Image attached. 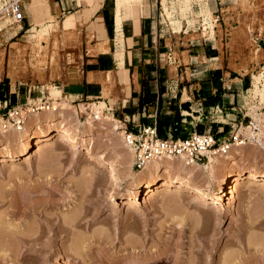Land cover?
Returning <instances> with one entry per match:
<instances>
[{
  "label": "rangeland",
  "instance_id": "374dc122",
  "mask_svg": "<svg viewBox=\"0 0 264 264\" xmlns=\"http://www.w3.org/2000/svg\"><path fill=\"white\" fill-rule=\"evenodd\" d=\"M10 1L13 0H0V19L8 28L18 30L20 24L5 10ZM189 5L190 0H186V6ZM190 12L193 22L188 24L193 32L186 36V40L201 39L205 35L207 38L218 36L220 48L225 47L228 51L232 70L248 75L249 82L251 75L253 82L254 76H262L261 71L255 73L253 67L264 63V50L255 48L253 36L256 32H264V0H234L223 11V21L230 27L229 36L225 34L223 22L217 26V32L198 31L201 17L204 22L217 18L209 12H202L200 18L197 11L190 9ZM183 18L187 19L184 15ZM47 25H39L37 30L38 33L42 29L45 37L41 46L35 45L37 38L31 44H23V39L18 41L30 49L25 57L27 63L20 61L26 69L21 67L24 73L17 88L21 87L22 95L31 89V101L41 99L48 92L60 99L59 111L47 117L40 115L34 127L42 125L47 128L45 121L55 114L56 127L87 130L86 119L78 116L76 108L67 110L69 106L63 103L66 100L64 88L57 86L70 68H78L80 42L76 34H63L52 23ZM2 27L0 24V31ZM6 29L0 32V36ZM34 46L37 51L40 47L47 49L48 66L45 70L41 66L34 68L32 64ZM11 48V45L0 44V62L2 58L4 60L0 82L3 81L6 87L10 86L7 71ZM262 79L263 76L253 83V87L249 85V91L243 94L248 116L240 131L247 138V144L229 153L242 158L236 166L237 171L264 172ZM107 82L106 85L102 83L103 97L114 99L113 84ZM44 86H48L49 91L41 88ZM92 109L94 114L99 111L100 117L105 118L93 130L94 149L107 155L109 160L121 161L130 174L138 172L134 167V155L123 156L128 148L124 132L120 130L122 126L103 116L105 111L109 113L104 103ZM89 118L93 119V115ZM68 143L51 137L45 142L35 141L30 153L15 161L4 163L0 157V264H148L149 259L161 255L165 249L167 253L163 258L167 264H264V184L231 179L225 192L214 198L167 191L160 183L151 191H133L128 183L115 182L104 167L86 156L82 145ZM44 150L53 155L48 151L50 157L41 162ZM206 163L209 161L194 164L196 168L192 171L196 180L205 183L218 172L217 168H205ZM216 166L226 173L223 163ZM170 174L175 175L174 172ZM45 217L55 220L56 225L67 221L65 223L69 227L72 224V228L65 224L69 231L53 236ZM123 225H127V229Z\"/></svg>",
  "mask_w": 264,
  "mask_h": 264
},
{
  "label": "crops",
  "instance_id": "0c3cea01",
  "mask_svg": "<svg viewBox=\"0 0 264 264\" xmlns=\"http://www.w3.org/2000/svg\"><path fill=\"white\" fill-rule=\"evenodd\" d=\"M37 1L21 0L25 17L21 29L8 28L0 19V32L8 28L0 44L12 47L22 39L31 44L40 23L76 34L79 66L57 83L64 88L67 110L88 101L98 107L104 103L109 113L103 116L131 130L157 127L161 136L170 128L179 136L186 130L202 133L211 128L224 139L233 129H242L248 116L243 104V94L250 89L248 75L230 68L228 51L220 48L218 36L185 39L193 32L190 9L199 18L205 10L220 17L234 0H190L189 6L186 0ZM95 74H113L114 99L103 97L102 83L90 81ZM17 87L0 82L1 106L5 101L14 105L28 100Z\"/></svg>",
  "mask_w": 264,
  "mask_h": 264
},
{
  "label": "bare ground",
  "instance_id": "6f19581e",
  "mask_svg": "<svg viewBox=\"0 0 264 264\" xmlns=\"http://www.w3.org/2000/svg\"><path fill=\"white\" fill-rule=\"evenodd\" d=\"M39 1H37V2H39ZM37 8H38V6H37ZM205 11L208 12L207 10H205ZM168 15L171 16V13H168ZM118 23H119V21H118ZM17 24L21 25V23H17ZM20 25L18 26V27H20L19 29L22 28V25L21 26ZM39 25H41V23ZM41 30L38 33H36L37 42L35 43V45H40L41 40L43 38H45ZM245 35H247V34L244 33V36ZM68 36H67V38H68ZM72 39H71V41H72ZM29 49H30V46H28V45H20L18 43L12 45V48H11V51L9 54V60H8L7 78L9 79V82L11 83V85L14 89L16 88L17 82L20 79V77L23 78V76H21L22 73H24L22 68H25V67L20 65V61L27 63L26 62L27 60H25V57H26ZM101 50H104V49L101 48ZM31 51H32V49H31ZM47 55H48V52H47V49L45 47L44 48L40 47V50L37 51L35 46H34L33 52H32V56H33L32 64H33L34 68L41 66V69L45 70L46 67L48 66ZM0 63H1L0 71H2V74H0V76H1L4 73V60H3V58L1 59ZM246 72H248V71H246ZM261 78H262L261 75L254 76V80H255L254 82L255 83L258 82ZM90 81H93V82L99 81L100 83H104V84L107 81H109V83H112V84H114V82H115L113 74H109L106 77H102L101 74L100 75L99 74L98 75H96V74L91 75ZM261 97H262V100L264 101V88L261 90ZM92 107H98V106L96 104H93ZM58 111L43 112V113H40L36 116H33L26 123L25 127H23L22 130L13 131V132H10L4 136H1L0 137V151H2V153L0 154V157H2L1 160H3L4 163L7 161H15V159L29 154L31 151V148L33 147V143L35 141L37 143L45 142L48 139H50L51 137H57V140H59V141H63V142L68 141L69 143H72V145L73 144L82 145L84 147V149L86 150V152H85L86 156L93 159L96 162V164H98L99 166L104 167L105 170L108 171L107 173H109V175L112 177V179L115 180V182L116 181L126 182L125 184L128 183V185L134 189L133 191H139V192H140V190L151 191V189L155 185L160 183L161 186L164 187L167 191L172 190V191L177 192V193L190 192V193H194V194H198V195H204L206 197L209 196V197L214 198L215 196L218 197V195L220 193L225 192V189L227 188V185L231 179H234V181H240L243 179H248L249 182H252V183H260L262 185L264 184V172L258 173V172H253V171H237L236 166L238 165L239 161L242 160V158L233 157V156H230L229 154H228L229 156L226 155V156L222 157L221 158L222 160H220L219 159L220 157H217V156H210L209 157V160H208L209 163H206L205 168H212V169L217 168V171H219V167L216 166V164L223 163V165L226 167V170H225L226 173L223 174L224 172L221 171V169H220V171L215 172V175L212 176L213 178L206 183L202 182V181H198L195 179V177H194L195 175L193 173L194 172L193 170H194V168H196V166H194V165L192 166L190 164H187L183 158H179V159H174V158L173 159H156V160L149 162L144 168H142L141 170H139L135 174L134 173L130 174V172L127 171L126 167L123 165V163L121 161L109 160L107 155H105L103 153H98L94 149V146L92 144L93 138L91 137L92 135L94 136V134H95L93 130L96 128V126H97L96 124L98 122H104V120H105V118L100 117L99 111H96L99 115L96 114V112L94 114V111L92 109V113L89 114V116L93 115V119L89 118V116H88L86 119V123H85L87 130H81L80 128H77L75 130H71V129H67V128L66 129L65 128H58V127H56L58 122H56V119H54V117H53L55 114L53 116H50L49 119H47L45 121V124L46 123L48 124L47 128H42V125L34 127V123L37 121L36 117L39 118L40 115H42V114L57 113ZM113 121H115V120H113ZM115 122H117V121H115ZM9 134H10V137L6 138V136H8ZM87 137H89V138H87ZM44 145H47V144H44ZM125 145L128 148V149H126V151L127 150L128 151L127 152L125 151L123 156H125V157H127V156L130 157L131 155L133 156L134 155V149L129 147L126 143H125ZM14 147H16V148H14ZM46 149L47 148L45 147V150ZM48 151H45L46 155L44 154V156H43V152H41L42 158L40 157L41 158L40 161L41 160L44 161V158H47V156L50 157V155H49L50 151L49 152ZM46 152L48 153V155ZM50 154H51V152H50ZM52 155H53V153L51 154V156ZM170 160H172L173 162ZM176 161H179L180 163L178 164ZM181 161L185 162V164H181V163H183ZM221 161H223V162H221ZM198 166H200V165H198ZM171 172H174L175 175L174 176L171 175L170 174ZM212 173H214V172H212ZM146 175H149V176L146 177ZM98 180H101V178ZM94 182H95V180H94ZM111 183L112 182L110 181V184ZM98 184H102V182L101 183L99 182ZM165 189H163V190H165ZM134 196H136V195L134 194ZM45 218H47V217H45ZM73 219H75V218L73 217ZM75 220H74V222L76 223ZM77 220H79V219H77ZM45 221H46V223L48 222L47 225H49L50 233L51 232L54 233L53 236H59V234L63 235L64 233L69 231V228L72 225L71 224L72 221L70 222L69 220H68V222L71 224L70 227L68 226L69 224L67 225L65 223L67 221H65L64 224H61V223L58 224L57 223L58 225H56L55 220H53V219L51 220V218H47V219H45ZM75 223L73 224V226L75 225ZM79 223H78V225H79ZM125 226H127V225H125ZM130 226H132V225H130ZM56 227H58V231L56 230ZM125 229H127V228L125 227ZM178 244H180V243H178ZM177 246L179 247L180 245H177ZM165 253H167L166 249L164 250V252L162 251L161 255H159V256L157 255V257L154 256L155 258L149 259L148 264H167L166 259L163 258V256H165ZM177 253H178V250H177ZM108 261H109V259H108ZM113 262L115 263L114 260H113ZM225 263H227V262H225ZM176 264H179V263L177 262ZM207 264H210V263H207ZM211 264H213V263H211ZM239 264H241V263H239Z\"/></svg>",
  "mask_w": 264,
  "mask_h": 264
},
{
  "label": "built area",
  "instance_id": "2783aa9c",
  "mask_svg": "<svg viewBox=\"0 0 264 264\" xmlns=\"http://www.w3.org/2000/svg\"><path fill=\"white\" fill-rule=\"evenodd\" d=\"M5 10L13 16L17 23L22 24L25 17L21 8V0L10 1L5 6ZM221 13L220 17L214 16L217 18L216 20L207 22H204V18L201 17L197 30L208 34H210L211 30L216 32L217 26L222 25V22L224 23L223 11ZM187 28L186 26L185 30ZM229 28L226 25V36L230 35ZM202 38L208 39L206 35ZM253 43L258 51L264 50L263 31L254 34ZM253 70L255 73L261 71L263 79L260 82L264 81V63H260L259 66L255 64ZM250 85L253 87L252 75ZM41 88L49 91L48 86ZM26 95L28 96V100L25 103H16L13 105L5 101L3 106H0V137L13 131L22 130L33 116L43 112L58 111L60 108L58 107L60 99H55L49 92L41 99H35L33 101L30 100L31 89L26 92ZM92 102H85L76 108L80 118L87 119L89 114L92 113V108L90 107ZM120 130L124 132L125 143L134 149V167L137 170H141L149 162L156 159L183 158L187 164L194 165L202 161H208L210 156L224 157L233 149L243 147L247 144V138L241 133V128L233 129L228 133V137L224 139H221L220 132L214 133L211 128H208L202 133L195 129L191 131L186 130L188 133H185L183 136L175 133L177 129L171 128L165 131L164 136H160L157 127L152 126H141L135 128V130L123 126Z\"/></svg>",
  "mask_w": 264,
  "mask_h": 264
},
{
  "label": "trees",
  "instance_id": "16d2710c",
  "mask_svg": "<svg viewBox=\"0 0 264 264\" xmlns=\"http://www.w3.org/2000/svg\"><path fill=\"white\" fill-rule=\"evenodd\" d=\"M160 136H161V134H160Z\"/></svg>",
  "mask_w": 264,
  "mask_h": 264
}]
</instances>
